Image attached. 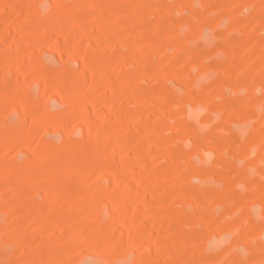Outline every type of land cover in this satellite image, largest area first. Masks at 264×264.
I'll use <instances>...</instances> for the list:
<instances>
[{"label":"rangeland","instance_id":"rangeland-1","mask_svg":"<svg viewBox=\"0 0 264 264\" xmlns=\"http://www.w3.org/2000/svg\"><path fill=\"white\" fill-rule=\"evenodd\" d=\"M0 264H264V0H0Z\"/></svg>","mask_w":264,"mask_h":264}]
</instances>
